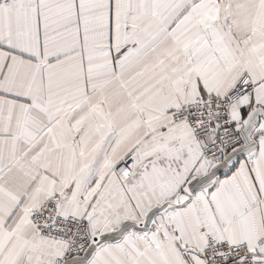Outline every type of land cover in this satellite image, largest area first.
Returning a JSON list of instances; mask_svg holds the SVG:
<instances>
[{"label": "snow or ice", "instance_id": "obj_1", "mask_svg": "<svg viewBox=\"0 0 264 264\" xmlns=\"http://www.w3.org/2000/svg\"><path fill=\"white\" fill-rule=\"evenodd\" d=\"M0 264H264V0H0Z\"/></svg>", "mask_w": 264, "mask_h": 264}]
</instances>
